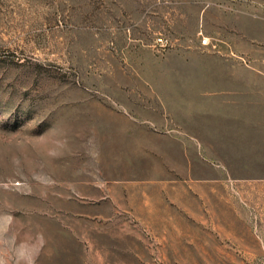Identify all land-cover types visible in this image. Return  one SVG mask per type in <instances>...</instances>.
I'll list each match as a JSON object with an SVG mask.
<instances>
[{
    "label": "rangeland",
    "instance_id": "obj_1",
    "mask_svg": "<svg viewBox=\"0 0 264 264\" xmlns=\"http://www.w3.org/2000/svg\"><path fill=\"white\" fill-rule=\"evenodd\" d=\"M202 45L264 67V0H0V264H264V180L173 186L159 68Z\"/></svg>",
    "mask_w": 264,
    "mask_h": 264
},
{
    "label": "crops",
    "instance_id": "obj_2",
    "mask_svg": "<svg viewBox=\"0 0 264 264\" xmlns=\"http://www.w3.org/2000/svg\"><path fill=\"white\" fill-rule=\"evenodd\" d=\"M158 119L173 186L181 172L202 182L264 180V67L203 45L172 51L170 67L159 68Z\"/></svg>",
    "mask_w": 264,
    "mask_h": 264
},
{
    "label": "built area",
    "instance_id": "obj_3",
    "mask_svg": "<svg viewBox=\"0 0 264 264\" xmlns=\"http://www.w3.org/2000/svg\"><path fill=\"white\" fill-rule=\"evenodd\" d=\"M202 44L205 45V46L206 45H208V46L213 45L212 39L210 37L204 38L203 41H202Z\"/></svg>",
    "mask_w": 264,
    "mask_h": 264
}]
</instances>
